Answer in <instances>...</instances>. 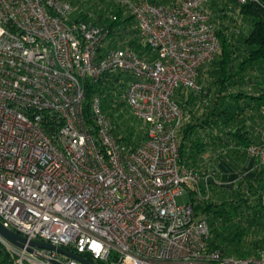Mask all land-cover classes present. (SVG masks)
Here are the masks:
<instances>
[{
    "label": "built area",
    "instance_id": "2783aa9c",
    "mask_svg": "<svg viewBox=\"0 0 264 264\" xmlns=\"http://www.w3.org/2000/svg\"><path fill=\"white\" fill-rule=\"evenodd\" d=\"M109 1L132 15L148 57L111 46L93 20L72 19L69 0H0V221L98 264H264V250L242 257L210 246L207 219L176 198L211 192L213 177L180 161L174 99L178 87L199 89L198 69L219 51L209 0ZM111 71L128 78L125 105L146 124L137 143L117 138L99 97L95 126L86 116V80ZM258 133L246 152L264 163V124ZM0 242L13 264H83Z\"/></svg>",
    "mask_w": 264,
    "mask_h": 264
},
{
    "label": "trees",
    "instance_id": "16d2710c",
    "mask_svg": "<svg viewBox=\"0 0 264 264\" xmlns=\"http://www.w3.org/2000/svg\"><path fill=\"white\" fill-rule=\"evenodd\" d=\"M69 1L73 8L76 5L72 19L93 20L110 30L111 46L130 49L141 57L151 53L138 37L132 15L119 3L107 0V8L97 12L83 9L84 0ZM222 1L213 9L218 14V53L198 69V90L178 87L174 95L183 110L178 130L180 161L213 177L208 197L196 201L194 190H189L194 216L208 221L209 245L231 256L254 257L264 248V163L255 159L249 174L240 173L223 186L216 166L229 158L243 162L249 156L246 147L262 141L258 130L264 124V0ZM212 2L215 6V0ZM239 18H244V24L233 28ZM257 70H261L260 76H256ZM127 82L118 71L105 73L98 81L87 79L84 110L95 126L92 102L99 97L117 138L137 143L145 138L146 124L124 117ZM15 261L16 256L0 242V264Z\"/></svg>",
    "mask_w": 264,
    "mask_h": 264
},
{
    "label": "crops",
    "instance_id": "0c3cea01",
    "mask_svg": "<svg viewBox=\"0 0 264 264\" xmlns=\"http://www.w3.org/2000/svg\"><path fill=\"white\" fill-rule=\"evenodd\" d=\"M214 0H209V2L205 5L206 10L208 8L215 9L223 4L222 0H215V6H213ZM171 0L167 2L166 4H169ZM215 7V8H214ZM261 70L256 71V76H260ZM255 163V158L251 156H246L245 160L243 162L235 161L232 158L229 159H223L222 161L217 163V176L219 177V181L221 185L230 184L232 181H234L240 173H242L244 170H248L251 172V169L253 168V165Z\"/></svg>",
    "mask_w": 264,
    "mask_h": 264
},
{
    "label": "water",
    "instance_id": "95a60500",
    "mask_svg": "<svg viewBox=\"0 0 264 264\" xmlns=\"http://www.w3.org/2000/svg\"><path fill=\"white\" fill-rule=\"evenodd\" d=\"M0 235L2 237H4L5 239H7L9 242H11L12 244L16 245L17 247L20 248H24L27 245V249L29 251L33 250V247H39V248H45V249H49V250H54L57 251L60 254L65 255L66 257L78 260L80 262H82L83 264H98L95 262H92L90 260H87L85 258H83L82 256L73 253L61 246H57L48 242H44V241H39V240H30L28 241L27 238L21 236L20 234L12 231L11 229L5 227L3 225V223L0 221ZM51 263L53 264H65L63 262L51 259L50 260Z\"/></svg>",
    "mask_w": 264,
    "mask_h": 264
},
{
    "label": "rangeland",
    "instance_id": "374dc122",
    "mask_svg": "<svg viewBox=\"0 0 264 264\" xmlns=\"http://www.w3.org/2000/svg\"><path fill=\"white\" fill-rule=\"evenodd\" d=\"M163 1H165V0H163ZM108 5H109V2L107 0H84L83 4H82V8L85 9V10H89L90 9V10L99 12V11H104L107 8ZM74 6H75L74 8H76V5H74ZM211 6L207 10L211 13L214 26L217 28L218 27L217 26L218 25V17H217L218 14L213 9H211ZM244 21H245L244 18L243 19L239 18V20H236L237 26H234L233 28H240L241 24H244ZM123 114H124V117H125L126 120H128V121L132 120L134 122H138V120L135 119L131 115V113L129 112L128 109L123 110ZM242 173L249 174L250 171L244 170ZM176 198H177V202L179 204H185V203L191 201V197H190L188 192H185L184 194L179 195ZM260 234H262V233H260ZM261 250H264V248L261 249Z\"/></svg>",
    "mask_w": 264,
    "mask_h": 264
}]
</instances>
